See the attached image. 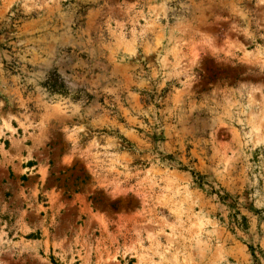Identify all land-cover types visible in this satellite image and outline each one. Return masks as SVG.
<instances>
[{"label": "rangeland", "instance_id": "obj_1", "mask_svg": "<svg viewBox=\"0 0 264 264\" xmlns=\"http://www.w3.org/2000/svg\"><path fill=\"white\" fill-rule=\"evenodd\" d=\"M0 264H264V0H0Z\"/></svg>", "mask_w": 264, "mask_h": 264}, {"label": "trees", "instance_id": "obj_2", "mask_svg": "<svg viewBox=\"0 0 264 264\" xmlns=\"http://www.w3.org/2000/svg\"><path fill=\"white\" fill-rule=\"evenodd\" d=\"M163 159H168V156H163ZM197 174V173H196Z\"/></svg>", "mask_w": 264, "mask_h": 264}]
</instances>
